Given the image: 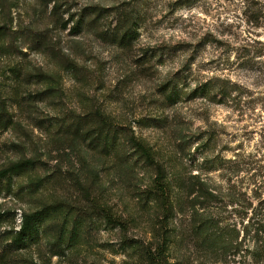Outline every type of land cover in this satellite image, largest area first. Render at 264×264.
Instances as JSON below:
<instances>
[{"label":"rangeland","instance_id":"1","mask_svg":"<svg viewBox=\"0 0 264 264\" xmlns=\"http://www.w3.org/2000/svg\"><path fill=\"white\" fill-rule=\"evenodd\" d=\"M2 98L0 168L34 163L0 182V264H153L163 232L164 264H264V0H0Z\"/></svg>","mask_w":264,"mask_h":264},{"label":"trees","instance_id":"2","mask_svg":"<svg viewBox=\"0 0 264 264\" xmlns=\"http://www.w3.org/2000/svg\"><path fill=\"white\" fill-rule=\"evenodd\" d=\"M138 20H134L124 37H134V34H137L138 29ZM228 82L224 79L220 80H208L194 88L192 93H197V95H202L210 99L214 102H220V100H216V95H221L223 97H228L231 94V88ZM216 89V90H215ZM177 93V92H176ZM216 100V101H215ZM99 115V120L104 124H110V121L102 114ZM12 123V118L8 114L7 106L5 101L0 99V128L6 129ZM131 145L135 148V150L142 156L147 162L153 163L154 162V154L151 148L142 140L130 136L128 138ZM33 161L30 159H19L14 162H11L5 167L0 168V182L4 179H10L11 176L17 174L21 170L30 167L33 165ZM155 186L156 189L160 192L159 196L161 197V203L164 207V211L168 212L171 208V199H170V186H169V177L167 172L160 167L157 168V174L155 177ZM198 196L197 197H204V199L208 196L209 198L214 197L211 192H208L206 189L198 187ZM207 193V194H206ZM264 202V200L262 201ZM258 208V206H257ZM264 208V206L262 207ZM50 210L48 206H43L39 210H35L32 212L24 213L22 216V220L20 223L19 230L16 232L13 241L16 245L24 244L28 238L32 237L34 233H37L39 230V223L41 216ZM260 213V211H259ZM0 213V218H1ZM105 217L108 222L110 223H117L121 224L116 216L112 215V213H106ZM264 217V216H263ZM258 225L256 226L255 231V247H254V255L258 258L264 256V218L257 222ZM161 239L156 244L152 255L150 257L153 264H164L165 263V255L166 250L169 247L170 237H168L164 232L159 236ZM162 260H165L161 263Z\"/></svg>","mask_w":264,"mask_h":264}]
</instances>
